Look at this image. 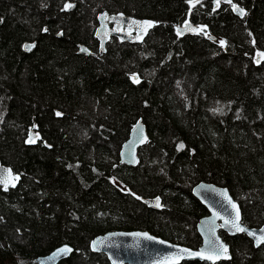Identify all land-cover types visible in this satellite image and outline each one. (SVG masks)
Masks as SVG:
<instances>
[{
    "label": "trees",
    "instance_id": "16d2710c",
    "mask_svg": "<svg viewBox=\"0 0 264 264\" xmlns=\"http://www.w3.org/2000/svg\"><path fill=\"white\" fill-rule=\"evenodd\" d=\"M102 11L157 25L143 43L111 38L101 53ZM187 21L208 34H179ZM259 53L264 0H0V164L21 174L0 186V264H37L66 243L74 252L59 264H111L90 243L121 229L197 248L209 213L193 194L202 181L229 188L243 222L264 226ZM139 120L150 139L134 167L120 151ZM155 196L162 210L144 203ZM220 232L230 260L181 264H264V245Z\"/></svg>",
    "mask_w": 264,
    "mask_h": 264
},
{
    "label": "water",
    "instance_id": "95a60500",
    "mask_svg": "<svg viewBox=\"0 0 264 264\" xmlns=\"http://www.w3.org/2000/svg\"><path fill=\"white\" fill-rule=\"evenodd\" d=\"M217 0H215L216 2ZM232 2L233 0H219ZM235 12L242 16L238 10L244 8L236 5ZM151 22V26L148 23ZM157 25L155 19L152 18H139L131 16L124 12L110 13L109 11H102L98 15V26L95 31L96 38L99 40V51L101 53L107 52V45L111 38H117L121 42L131 44H141L145 41L149 33ZM187 26V28H186ZM179 33L196 34L198 31L188 29H198L195 22H187L178 28ZM61 36V34L59 35ZM141 37V38H137ZM215 36H212L214 38ZM29 46L33 44H27ZM26 48V47H25ZM33 47L30 48V50ZM29 50V48H26ZM79 52L85 55L94 54L92 49L86 44L79 45ZM150 139L148 127L143 120H139L132 127L127 140L124 142L120 151L121 162L129 166H137L140 163V150L148 143ZM7 169L12 170L13 177L18 176V180L9 183V188H15L21 181V174L16 172L11 166L0 164V181L7 177ZM14 183L15 186H12ZM0 186L4 187L3 183ZM5 188V187H4ZM226 192V196L221 193ZM194 196L203 203L207 209L208 214L201 217L197 223V230L202 238V244L193 248L188 245L164 238L156 235L149 230H112L104 234L96 236L90 243L91 250L96 253H103L107 256L111 264H181L185 261H208L217 263L221 260H230L232 258L230 244L221 235V230L226 232L229 236L234 237L238 234H246L254 243L256 248L261 247L264 243L257 244L256 237L251 236L248 232H237L230 230V226H222L226 219H233L235 216V209L229 204V198L239 208L240 220L239 223L242 227L248 229L249 232L255 231L257 236L264 234V226L252 227L243 222L242 210L239 202L233 197L229 188L219 186L212 182L202 181L197 183L193 188ZM159 198L160 206H156V200ZM144 203L153 209L162 210L164 203L161 196L145 198ZM219 213V216L216 215ZM147 233L148 239L143 235L136 234ZM97 242V246L93 247V242ZM213 243L227 246L226 255H221L219 259L209 260L205 258L209 254H213ZM68 247L72 251L66 255L58 254V250L63 247ZM187 249L189 252L182 253L181 250ZM204 250L205 257L198 255H191ZM74 252L72 245L66 243L56 247L54 250L46 255L37 258V264H59L62 260L71 256ZM182 256L177 260L178 257Z\"/></svg>",
    "mask_w": 264,
    "mask_h": 264
},
{
    "label": "snow or ice",
    "instance_id": "6c2138e0",
    "mask_svg": "<svg viewBox=\"0 0 264 264\" xmlns=\"http://www.w3.org/2000/svg\"><path fill=\"white\" fill-rule=\"evenodd\" d=\"M191 2H192V0H190V3ZM196 2H198V0H196ZM217 6H219V0H217ZM65 7L66 8H70V7H72V5L71 4H67V5H65ZM238 10L241 12L242 15L244 14L243 13V10H240V9H238ZM145 23H148V25L151 26V22H145ZM186 28H187V26H186ZM188 30H192V31H204L203 28H201V29H188ZM45 31H47V29H45ZM177 31L179 32L180 30L178 29ZM180 34H182V33H180ZM204 34L207 35L208 33L206 31H204ZM137 38L139 39L141 37H137ZM220 43L223 45L226 42L225 41H220ZM34 46L35 45H31V46L26 45L25 47L26 48H29V50H30V48L31 47H34ZM259 55L261 57H264V53H259ZM259 62L260 61L258 60L257 63H259ZM132 79L136 83H139L138 77L133 76ZM212 111L213 112H222V109L215 108V109H212ZM57 115H60V113H57ZM28 142L29 143H33L35 141L30 138ZM179 147L180 148H183L184 145L181 143L179 145ZM6 172H7V177L4 180L0 181V183H3L5 189L8 187V185H9L10 182L19 179L18 176L13 177L12 170L11 169H7ZM12 186H15L14 183H12ZM221 195L226 196L227 194H226V192H224V193H221ZM228 202L231 205V207L233 209H235V216H234L233 219H226L224 225H222V226H230V230H235L237 232H248L249 235L256 237L257 244L264 243V234H261V235L257 236V234H256L255 231L249 232L247 228L241 226V224L239 223L240 215H239V208H238V206L235 203H233L230 198H229V201ZM155 203H156V206L157 207L160 206L159 198H157V200H156ZM216 215L219 216V213H216ZM262 232H264V230H262ZM136 235H143V236H145L148 239H154L153 237H148L147 236V233H143V234H139L138 233ZM96 246H97V242L94 241L93 242V247L95 248ZM71 251H72V249H70V248H68V247L65 246V247H63V248H61V249L58 250V254H64V255H66V254L70 253ZM181 251H182V253H185V252H189L190 250L183 249ZM226 253H227V246L226 245H223V244L217 245V244L213 243V254H209V255H207L205 257L204 250H201L200 252H197V253H191V255H198V256H201V257H205V258H207L209 260H215V259H219L221 255H226ZM180 258H183V257L180 256V257L177 258V260L180 259Z\"/></svg>",
    "mask_w": 264,
    "mask_h": 264
},
{
    "label": "flooded vegetation",
    "instance_id": "af4514ba",
    "mask_svg": "<svg viewBox=\"0 0 264 264\" xmlns=\"http://www.w3.org/2000/svg\"><path fill=\"white\" fill-rule=\"evenodd\" d=\"M220 2H227V1H219V3H220ZM213 3H214V7L217 8V1L215 2V0H213ZM234 5H235V4H234ZM187 22H190V21H187ZM187 22H185V23H187ZM192 22H193V21H192ZM185 23H183L182 25H184ZM196 24H197V23H196ZM182 25H180V26H182ZM197 25H198V24H197ZM180 26H179V27H180ZM179 27H178V28H179ZM198 29H201V27H199V25H198ZM198 32H200V31H198ZM198 32H197V33H198ZM178 33H179V32H178ZM179 34H180V33H179ZM188 34H190V33H188ZM181 35H182V34H181ZM184 35H186V34H184ZM212 36H213V35H209V37H211V38H212ZM212 39H214V38H212Z\"/></svg>",
    "mask_w": 264,
    "mask_h": 264
}]
</instances>
